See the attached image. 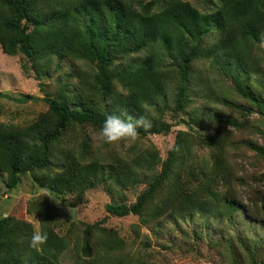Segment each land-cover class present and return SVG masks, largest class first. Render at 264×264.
I'll return each mask as SVG.
<instances>
[{"label":"trees","instance_id":"trees-1","mask_svg":"<svg viewBox=\"0 0 264 264\" xmlns=\"http://www.w3.org/2000/svg\"><path fill=\"white\" fill-rule=\"evenodd\" d=\"M262 45L264 0H215L204 11L186 0H0L1 51L21 55L24 71L41 79L57 74L65 61L85 66L74 82L71 74L62 82L58 77L57 89L44 97L47 110L29 124L0 123V172L6 190H15L28 176L34 185L72 195L81 204L88 190L101 186L112 196L105 205L110 215L132 214L139 224L163 217L176 226L224 224L227 229L217 246L227 253L228 263L264 264V237L234 231L242 223L264 226V220L255 204L243 206L231 188L234 174L217 133L194 139L177 132L159 172L148 178L160 163L157 153L141 151L124 158L116 151L101 152L86 134L88 128L99 131L109 115H144L151 127L138 129L139 137L166 134L170 125L157 119L168 103L167 93L173 87L174 109L186 111L193 64L202 58L227 74L234 91L264 118V94L251 91L261 71ZM128 57L132 60L125 61ZM150 109L159 113L157 119ZM201 118L190 117L189 122L200 127ZM218 120L234 126L227 118ZM197 142L212 148L211 164L193 159ZM146 178L135 201L126 203L124 193ZM43 198L41 203L31 200L27 210L37 215L47 241L32 248V224L0 215V264H60L69 243L76 255L81 252L82 264H132L134 259L124 260L119 253L123 240L99 223L72 220L59 234L55 208ZM260 202L264 213V197ZM195 233L194 239L206 236L202 228Z\"/></svg>","mask_w":264,"mask_h":264},{"label":"rangeland","instance_id":"rangeland-1","mask_svg":"<svg viewBox=\"0 0 264 264\" xmlns=\"http://www.w3.org/2000/svg\"><path fill=\"white\" fill-rule=\"evenodd\" d=\"M199 10H209L211 1L215 0H186ZM208 43L211 40L206 39ZM140 55V54H138ZM260 73L253 78V90L264 94L262 81L264 76V45L260 54ZM132 58H126L130 61ZM25 62L21 55L8 56L0 48V123L13 124L18 127L25 126L33 121L39 113L47 110L44 97L47 93L57 89L59 82L71 74V81L76 79V72L81 67L85 69L84 62H64V67L51 77L38 79L32 72L22 69ZM192 98L186 111H176L173 106L174 88L167 93L168 103L160 116L155 109H150V115L159 121L170 125L166 134H149L134 141L121 140L108 144L103 141L99 131L87 129V135L93 148L101 152L116 151L124 158H132L141 151H154L160 157V163L151 173L160 170L161 162L165 160L168 151L173 147L177 132L190 134L194 139L198 135L216 134L226 146L224 159L229 171L234 174L231 188L237 193L243 206L250 207L255 204L256 210L264 220L260 199L264 197V118L242 95L235 92L227 74L213 67L205 58L193 64ZM201 79V80H200ZM119 90L120 88L117 87ZM217 98V100H216ZM189 114V116H188ZM218 116L234 122V126L225 125L218 120ZM190 117L201 118L203 126L189 122ZM70 137L75 136L69 134ZM79 139V138H77ZM106 144V146H104ZM257 148H260L259 151ZM193 159L196 163L207 162L211 164L212 148L202 142L193 146ZM138 184L124 193V201L132 203L146 184ZM235 178V179H234ZM142 180L144 178H141ZM5 175L0 172V215H12L18 219L32 224L34 231H39V221L35 212L27 210L31 200L38 203L47 196L50 204L55 208L56 230L64 234L66 227L72 220H79L88 224L99 223L100 226L114 230L123 240L119 253L124 260L134 259L132 264L142 261L148 264H229V257L224 249L218 248L219 235L227 229L224 224L201 222L176 226L170 217H163L153 222L139 224L135 215L113 216L106 212L105 205L112 201V196L101 186L90 189L84 196L81 204H75L72 195H58L44 190L32 183L28 176L21 179L20 185L13 191H7L4 185ZM222 190H224L222 188ZM258 193V194H257ZM262 194V196L260 195ZM118 197V196H117ZM116 197V198H117ZM261 197V198H260ZM115 198V199H116ZM253 200L257 202L254 203ZM31 208V207H30ZM251 208V207H250ZM207 224V225H206ZM206 225L204 228L203 226ZM202 228L204 238L194 239L193 235ZM250 236L264 237V226L238 224L234 228ZM186 233V234H183ZM73 243L60 257V264H82L76 255ZM110 257V256H109Z\"/></svg>","mask_w":264,"mask_h":264},{"label":"clouds","instance_id":"clouds-1","mask_svg":"<svg viewBox=\"0 0 264 264\" xmlns=\"http://www.w3.org/2000/svg\"><path fill=\"white\" fill-rule=\"evenodd\" d=\"M150 127L151 121L144 115L127 118H122L120 115H109L103 121L99 134L105 143L113 144L121 140L134 141L137 138L138 129L146 130ZM47 239L46 232L36 231L31 237L30 246L38 249Z\"/></svg>","mask_w":264,"mask_h":264}]
</instances>
